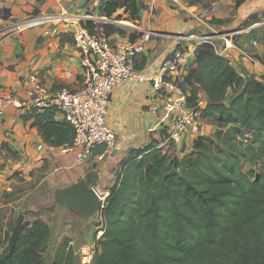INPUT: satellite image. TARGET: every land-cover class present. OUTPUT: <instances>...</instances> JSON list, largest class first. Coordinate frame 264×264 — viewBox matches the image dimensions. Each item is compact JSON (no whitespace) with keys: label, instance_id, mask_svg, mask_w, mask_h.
<instances>
[{"label":"crops","instance_id":"crops-1","mask_svg":"<svg viewBox=\"0 0 264 264\" xmlns=\"http://www.w3.org/2000/svg\"><path fill=\"white\" fill-rule=\"evenodd\" d=\"M100 1L0 0V99L9 95L27 97L31 74L49 89L81 86L88 55L75 43L71 33L75 27H84L87 21L95 22L97 27L98 20L105 17L97 10ZM140 1L139 20L130 21L126 14L120 20L111 17L119 27L106 29L113 40L135 36V32L153 33L144 50L133 58L141 77L129 78L112 87L106 120L116 135L113 147L98 145L91 155L76 162L72 154L61 153L58 147L47 144L40 128L31 119H25L17 105H10L3 113L0 119L2 240L18 222V215L23 214V221L42 218L47 222L49 243L69 236L76 249L91 244L95 239L90 225L93 219L85 222L77 219L56 202L55 190L84 178L98 193H109L123 163L138 149L153 143L166 150L170 142L168 120L161 122V119L170 89L155 87L152 78L161 74V68L177 51L190 50L201 43L202 35L234 31L253 14L257 20L264 17V0H242L238 5L237 0ZM212 18L228 19V22L209 23ZM66 19L71 22L68 29L63 27ZM232 40L233 46L224 50L222 40L215 38L217 47L222 48L216 52L228 59L245 80L261 79L264 64L259 60L251 63L247 56L264 55V25L234 35ZM195 66L194 56H190L168 76L178 80L183 91H187L182 79ZM207 102L208 97L203 95L201 106L205 107ZM56 118L63 119L60 113ZM216 128L209 118H203L201 125L195 123L189 128L183 144H176L175 149L190 147L195 134L213 137ZM11 152L16 156H11ZM5 247L6 242L0 243V251Z\"/></svg>","mask_w":264,"mask_h":264},{"label":"trees","instance_id":"trees-1","mask_svg":"<svg viewBox=\"0 0 264 264\" xmlns=\"http://www.w3.org/2000/svg\"><path fill=\"white\" fill-rule=\"evenodd\" d=\"M140 2L101 0L97 10L135 22ZM255 21L253 14L244 25ZM84 27L94 32L96 24ZM257 59L264 64V55ZM194 61L182 79L187 106L208 97L203 118L217 125L214 136L195 134L190 147L170 153L152 143L123 163L98 213L104 233L91 264H264V75L245 80L213 46L197 48ZM58 113L49 106L23 116L59 147L74 131ZM1 237L0 264H47L50 227L42 218L17 222ZM70 242L61 240L50 264H77Z\"/></svg>","mask_w":264,"mask_h":264},{"label":"built area","instance_id":"built-area-1","mask_svg":"<svg viewBox=\"0 0 264 264\" xmlns=\"http://www.w3.org/2000/svg\"><path fill=\"white\" fill-rule=\"evenodd\" d=\"M104 19L107 24L104 27L97 25L94 32H90L85 27L72 29L71 34L75 43L88 55L81 86L77 88L60 86L49 89L39 81L35 74H31L28 77L30 86L27 90V97L9 95L0 99V119L10 105H17L22 114H30L33 109L55 107L74 131L72 141L59 146L58 149L61 153L72 154L76 162H81L91 155L93 149L98 145H105L106 148L113 147L116 135L106 120L112 87L129 78L141 77L134 67L133 58L144 50L149 35L153 34L151 31L135 32L134 38L121 37L118 40H113L109 38L106 31L107 28H110L109 24L113 23V20L107 17ZM263 25L264 17L221 35L214 37L202 35L200 41L201 43L209 41L217 51L222 48H218L214 40L215 38L221 39L223 49L227 50L233 46L232 37L234 35L247 33L253 28ZM63 27L65 29L71 27L69 19L64 20ZM53 32H56V29ZM198 45H194L190 50L177 51L173 58L161 68V74L157 78H152L155 87L170 89L163 103L164 113L161 122L168 120V138L175 144H183L184 138L187 137L189 128L193 124L201 125L204 107H188L186 93L178 80L170 78L168 75L178 70L187 58L194 56ZM247 59L251 63L258 61L252 55H248ZM156 126L151 127L150 130H154ZM97 194L101 209L106 204L109 193L97 192ZM99 220L100 224L95 231L94 241L91 244L79 246L75 250L77 264L92 263L98 249V241L104 233L103 220L101 217Z\"/></svg>","mask_w":264,"mask_h":264},{"label":"water","instance_id":"water-1","mask_svg":"<svg viewBox=\"0 0 264 264\" xmlns=\"http://www.w3.org/2000/svg\"><path fill=\"white\" fill-rule=\"evenodd\" d=\"M2 19H7V17H2ZM105 24H107L105 19L98 20L99 27H104ZM118 24L119 23L116 24L113 22L109 24V27L111 29H116L117 27H119ZM223 33L224 32L212 33L209 34V36L214 37ZM203 46L211 47L212 45L209 41H205L199 44L197 48ZM181 84L183 85V87H185V84L183 82ZM54 197L59 205L67 208L79 220L89 221V219L96 215V213L99 211V196L95 189L89 186L84 178H81L78 181L73 182L67 186L57 188L55 190ZM22 221L23 214H19L18 223H21ZM23 223L29 224V221H23Z\"/></svg>","mask_w":264,"mask_h":264},{"label":"rangeland","instance_id":"rangeland-1","mask_svg":"<svg viewBox=\"0 0 264 264\" xmlns=\"http://www.w3.org/2000/svg\"><path fill=\"white\" fill-rule=\"evenodd\" d=\"M208 121V120H207ZM179 146V144H178ZM177 147V145L173 142H169L167 144V148L166 150L170 153L172 150H174L175 148ZM243 167L244 169L246 170L247 168H249L248 164L246 163V161H243ZM99 211H100V208H99ZM99 211L96 213V215H94L93 217H91L93 220L92 222L90 223V225H92V229L94 230L93 234L95 235V231L97 229V226L100 224V220H99V216H98V213ZM90 218V219H91ZM90 221V220H89ZM85 222V221H84ZM13 227V226H12ZM66 237V236H65ZM69 237V236H68ZM64 238V237H63ZM62 240V239H61ZM61 240L59 242L57 241H50V243H48L47 247H46V250L44 252V258H45V261L47 264H50L52 258H53V255L55 253V250L57 249L58 245L60 244ZM74 250H76V246H73Z\"/></svg>","mask_w":264,"mask_h":264}]
</instances>
